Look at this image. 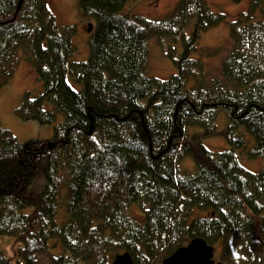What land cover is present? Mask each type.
Returning <instances> with one entry per match:
<instances>
[{"label": "trees", "instance_id": "1", "mask_svg": "<svg viewBox=\"0 0 264 264\" xmlns=\"http://www.w3.org/2000/svg\"><path fill=\"white\" fill-rule=\"evenodd\" d=\"M19 1L0 0V90L30 61L43 92L17 113L54 134L20 142L0 126V237L19 245L0 264H112L125 252L162 264L195 238L221 247L224 264H264V168L238 159L264 158V0L232 24L225 88L207 78L212 52L199 47L225 21L206 0H181L162 21L126 15L131 0H77L93 25L85 62H71L75 28L58 27L49 0H24L18 13ZM153 39L181 45L168 47L167 82L147 77ZM217 112L230 149L213 153L203 139L221 135ZM186 158L192 175L180 171Z\"/></svg>", "mask_w": 264, "mask_h": 264}, {"label": "rangeland", "instance_id": "2", "mask_svg": "<svg viewBox=\"0 0 264 264\" xmlns=\"http://www.w3.org/2000/svg\"><path fill=\"white\" fill-rule=\"evenodd\" d=\"M181 0H131L125 14L132 17H140L149 21H162L173 12ZM253 0H206L211 12L225 16L223 24L209 30L202 35L199 47L210 49L207 52H212L206 61L205 72L217 84H221L225 88V83L222 78L223 63L228 58L234 45L230 40V31L232 24L244 18L243 15L249 10ZM49 8L56 19L58 27L63 30L65 28L74 27L75 35L73 44L76 48V55L71 62H85L89 57V33L87 30L91 21L82 19L79 15L77 0H49ZM254 20L257 22L260 18ZM187 28L189 33L192 29ZM169 39L159 41L153 39L149 43L148 70L147 77L156 79L161 82H167L175 75V69L172 62L167 58L166 53L168 47L178 48L181 50V45L174 46L168 42ZM219 52V53H218ZM218 55H215L217 54ZM223 84V85H222ZM228 87V86H227ZM43 92V84L39 81L37 74L34 71L32 63L26 59H22L15 75L10 84L0 90V126L10 131L20 142L30 140H50L53 137L54 127L42 126L35 121H24L18 115L17 110L23 104L25 96L30 94L31 99L40 96ZM217 120L215 121L216 129L221 133L217 136H208L203 139L204 146L213 153L229 150L230 146L224 137L225 130L228 127L229 120L224 112L215 113ZM238 135H244L247 141V150L251 151L254 147L253 139L247 134L245 129L241 128ZM238 159L242 167L253 174H258L264 168V158L258 160H250L247 153H238ZM182 174H194L196 171L195 164L192 158H186L180 164ZM44 181H40L37 193L42 192ZM131 215L137 220L142 221L143 216L137 206L130 209ZM207 213H200V216ZM264 233V228H263ZM16 239L9 237H0V252L6 254L10 258H14L15 251L18 248ZM221 247L216 249V260H220Z\"/></svg>", "mask_w": 264, "mask_h": 264}, {"label": "water", "instance_id": "3", "mask_svg": "<svg viewBox=\"0 0 264 264\" xmlns=\"http://www.w3.org/2000/svg\"><path fill=\"white\" fill-rule=\"evenodd\" d=\"M24 0H20L17 7L19 13L22 9ZM14 20H12L13 22ZM93 31V25L89 26L88 33ZM93 122V118L91 117ZM95 131V127L92 123L91 130L88 135H92ZM50 148L55 146L54 143H50ZM215 248L209 245L203 238L193 239L187 246L177 250L172 256L165 259L163 264H223L217 263L214 259ZM112 264H134V260L130 253L119 254L115 257Z\"/></svg>", "mask_w": 264, "mask_h": 264}]
</instances>
